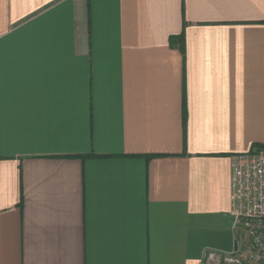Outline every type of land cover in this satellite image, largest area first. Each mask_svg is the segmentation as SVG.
Returning <instances> with one entry per match:
<instances>
[{"label":"crops","instance_id":"0c3cea01","mask_svg":"<svg viewBox=\"0 0 264 264\" xmlns=\"http://www.w3.org/2000/svg\"><path fill=\"white\" fill-rule=\"evenodd\" d=\"M254 150L264 0H0V264H198Z\"/></svg>","mask_w":264,"mask_h":264},{"label":"built area","instance_id":"2783aa9c","mask_svg":"<svg viewBox=\"0 0 264 264\" xmlns=\"http://www.w3.org/2000/svg\"><path fill=\"white\" fill-rule=\"evenodd\" d=\"M229 250L205 249L198 264H264V151L231 156Z\"/></svg>","mask_w":264,"mask_h":264}]
</instances>
